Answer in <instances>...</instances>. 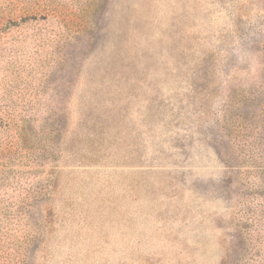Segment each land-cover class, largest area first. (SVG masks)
Returning a JSON list of instances; mask_svg holds the SVG:
<instances>
[{
    "label": "rangeland",
    "instance_id": "374dc122",
    "mask_svg": "<svg viewBox=\"0 0 264 264\" xmlns=\"http://www.w3.org/2000/svg\"><path fill=\"white\" fill-rule=\"evenodd\" d=\"M0 264H264V0H0Z\"/></svg>",
    "mask_w": 264,
    "mask_h": 264
}]
</instances>
